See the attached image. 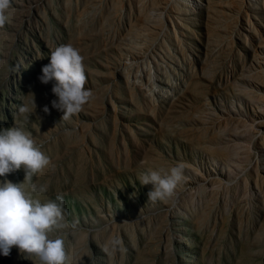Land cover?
Here are the masks:
<instances>
[{"label":"rangeland","instance_id":"obj_1","mask_svg":"<svg viewBox=\"0 0 264 264\" xmlns=\"http://www.w3.org/2000/svg\"><path fill=\"white\" fill-rule=\"evenodd\" d=\"M61 44L79 50L93 93L67 121L54 81L38 80ZM7 127L49 157L33 195L62 198L65 227L50 235L69 264H264V0H12ZM177 164L174 202L148 201L141 174ZM0 264L39 261L13 246Z\"/></svg>","mask_w":264,"mask_h":264},{"label":"clouds","instance_id":"obj_2","mask_svg":"<svg viewBox=\"0 0 264 264\" xmlns=\"http://www.w3.org/2000/svg\"><path fill=\"white\" fill-rule=\"evenodd\" d=\"M12 0H0V27L10 19ZM38 80L54 81L51 92L56 97L50 103L67 121L82 111L93 93L85 88L86 72L83 57L71 44H61L48 56ZM35 110L34 97L31 101ZM28 109L21 107L20 112ZM43 111L49 112L47 105ZM50 163L31 134L19 127L0 128V177L23 168V182L0 181V254L7 256L13 246L26 257L38 258L39 264H69L64 239L50 234L65 227L62 198L41 202L34 193L46 188L31 183L33 176ZM184 179V167L177 164L169 169L149 170L141 174V185H151L148 201L167 202L176 196ZM28 183L27 188L25 183Z\"/></svg>","mask_w":264,"mask_h":264}]
</instances>
